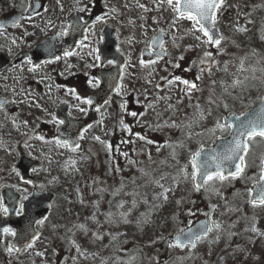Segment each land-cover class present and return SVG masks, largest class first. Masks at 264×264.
I'll return each mask as SVG.
<instances>
[{"label":"rangeland","instance_id":"1","mask_svg":"<svg viewBox=\"0 0 264 264\" xmlns=\"http://www.w3.org/2000/svg\"><path fill=\"white\" fill-rule=\"evenodd\" d=\"M94 2L46 0L49 8L79 11H87ZM96 7L103 19L88 33L76 59L89 65L98 62L97 33L105 24H114L121 49L128 47L129 75L124 86L142 92L148 108L144 120L154 122V131L158 124L165 127L166 134L161 141L130 145L125 165L111 154L95 156L89 140L75 151L54 142L43 144L38 137L41 127L36 126L45 118L46 107L31 103L36 96L26 99L24 93H16L24 102L16 100L13 113L0 111V183L14 185L27 198L31 188L13 164L20 152L43 156L45 164L35 174L44 179L43 188L55 198L33 247L9 252L10 244L3 243L0 264H264V206L249 204L264 140L250 141L247 168L239 178L211 181L202 191L195 189L191 179L192 155L227 131L218 129L217 122L223 124L227 113L249 107L264 91V72L260 71L264 68V0H225L217 13V27L224 37L219 50L193 29L191 21L179 19L167 0H100ZM158 30L171 35L165 47L168 57L142 65L139 50ZM205 52L212 56L206 57ZM242 58L249 71H238ZM174 72L180 73V80L171 76ZM16 74L18 89H28L29 95L39 93L30 85L36 71L28 77L21 68ZM11 78L13 74L7 77ZM237 78L245 80L244 84L231 87ZM183 80L197 87L189 89ZM153 108L155 113H151ZM46 145L49 152L42 155ZM122 167L123 179L119 177ZM156 180L170 189L166 201L154 198L163 191L152 183ZM133 191L139 193L135 208ZM121 202L123 208L118 207ZM122 212L127 215L122 217ZM203 216L220 228L195 248L169 247L174 233Z\"/></svg>","mask_w":264,"mask_h":264},{"label":"flooded vegetation","instance_id":"2","mask_svg":"<svg viewBox=\"0 0 264 264\" xmlns=\"http://www.w3.org/2000/svg\"><path fill=\"white\" fill-rule=\"evenodd\" d=\"M35 1L40 3L41 8L38 13L32 14V6ZM95 1L99 2L98 0ZM93 8L94 5H90L87 11H79L76 8L73 10L71 8L53 9L46 7V0H0V25H4V28H0V56L2 54L6 56V59L3 60L6 66L0 71V99H5L7 103L5 107L0 108V111L7 110L13 113V110H16L11 107L13 103L17 105L18 99L24 102V99L17 96L19 92L24 93L26 99L30 96H36V99L31 103H38L46 107H43L46 112L45 118L36 126L41 127L38 137L43 144L57 143V129L63 124L60 123V121H63L61 113H67L72 118H81L87 115L90 104L83 101L89 99L92 90L100 86L98 73L104 65L100 61H94V65H89L77 60L76 46L71 50L73 55L65 56L64 52L59 59L45 61L39 65H35L29 58H23L20 62H17L18 58L47 37L58 35L55 42L59 43L61 37L66 35L60 34L67 32L70 16L77 12L85 18L89 12L93 11ZM16 15H18V23H13L12 21ZM11 22L12 24H10ZM94 27L95 24L89 28L88 33ZM102 31L100 29L97 33L99 40L102 38ZM169 39L170 37L167 38V40ZM117 40L118 46L121 47L119 39ZM16 41L18 42L17 47ZM152 41L150 39L139 50V58L144 62L159 61L156 56L157 44H153ZM127 48H124L126 51L120 48L126 55V67L130 65ZM164 51L166 52L165 58L167 55L165 47ZM137 59L138 56L135 57L134 61H137ZM21 68L28 77L36 71L35 80H30V85L39 92L38 94L29 95L27 93L28 89L24 90L16 87L18 83L16 73L20 72ZM40 68H42V71L37 72ZM182 69L180 68V70ZM12 74L13 78L7 79ZM127 75H129L128 69L124 70L120 87L116 93L98 110L96 121L84 129L80 138L81 147L85 140H89L90 148L95 156L106 157V155L111 154L117 156L121 164L124 165L125 160L128 158L130 145L134 147V144H143V141L158 139L161 141L166 132L159 124L157 131L152 130L151 125L154 122L149 123L144 120L147 117L146 112H148L147 103L144 102L143 94L138 89L133 86H124ZM171 76L178 77L179 75L178 72H174ZM59 108H62V110L59 111ZM132 113H136V115L133 116ZM151 113H155L154 108ZM97 137L99 139H96ZM140 137H144V139ZM58 146L68 148V146H62L61 144H58ZM47 147L48 145H46V150L41 149L42 155L48 154ZM123 170L122 167L119 171H121L122 176H125ZM23 183L31 187V183ZM7 240H9L8 237L2 238L0 235V247L2 243H8Z\"/></svg>","mask_w":264,"mask_h":264},{"label":"snow or ice","instance_id":"3","mask_svg":"<svg viewBox=\"0 0 264 264\" xmlns=\"http://www.w3.org/2000/svg\"><path fill=\"white\" fill-rule=\"evenodd\" d=\"M167 4L172 8V10L177 14L179 19H187L188 21L192 22L193 29L201 32L205 37H207V43L216 47L219 50L221 42L224 40V37L218 33L216 30L217 25V13L218 11L224 6L225 0H167ZM84 9H80L83 11ZM98 21L103 19V17H97ZM18 23V22H17ZM3 25H0L2 28ZM70 28L73 27L72 25L69 26ZM238 31H246L244 28L238 29ZM67 32L61 33L60 35H65ZM199 38V37H198ZM153 44H159L160 48L163 50V40L160 37H154ZM82 44V42H81ZM166 54V52L164 53ZM65 56L73 55V52L66 50L64 53ZM159 57V53L157 54ZM206 57H211V52H205ZM100 57L97 56L96 59ZM59 59V57H57ZM182 59V57H181ZM203 62V61H202ZM111 63V61H110ZM155 63V61H148L147 64ZM141 64L144 65L145 62L141 61ZM228 67L225 65L224 71L227 72ZM239 72H246L249 69L245 68L244 66V59L240 60ZM254 73L256 71L255 68L251 69ZM260 71L264 72V68L260 69ZM255 78V77H253ZM177 80H180V77H176ZM197 79H200L198 76ZM248 77H245L247 80ZM245 80H241L239 78L234 79L231 87L235 88L244 84ZM184 85H186L189 89H194L197 87L196 84L191 83L188 80L181 81ZM172 83V81H169ZM74 91V90H72ZM79 99V97H77ZM264 100V98H262ZM84 103L91 104V99H87L83 101ZM2 106V104H0ZM227 107V105H225ZM133 116L136 113H132ZM242 117H245L242 119ZM233 123L222 124L217 122L216 127L218 129H228L232 132V139L229 141V146L223 153H217L210 157V160L213 164H209L207 161L200 162V157L202 155L203 149L195 152L192 155L191 164H192V173L191 179L194 182V187L196 190H199L201 187H204L209 184V182L214 180L224 181L228 178V176L232 177L233 179L241 176L244 172L246 163H245V155L249 150V142L255 140L257 137L264 140V104L253 114L248 113H241L240 116H234ZM63 123V121H60ZM123 123V122H121ZM125 127H127L125 125ZM144 139V137H140ZM96 139H99L98 137ZM58 144L62 146H68V141H57ZM148 143H153V141H148ZM79 145H75V147H71L72 151H75ZM109 147H111L109 145ZM225 163H233L234 164V171H230L228 176L224 174V164ZM214 167L215 170H212ZM147 175V173H145ZM187 175V174H186ZM163 179V177H161ZM199 181V182H197ZM134 183V182H133ZM152 183L157 184L163 191L159 194V196L154 197L156 199L162 198L163 200H167V192L170 189H164V185L159 183V180L152 181ZM130 195L134 197L132 202V207L135 208L137 206V200L135 199L139 193L133 191ZM249 196L251 197L250 203L253 206H264V159L261 161V175L259 177V181L257 182L255 195L253 196V190H249ZM144 203H147V200H143ZM179 203V202H178ZM118 207L123 208L124 204L121 202ZM4 212H7V209H2ZM127 213L122 212L121 216H126ZM143 215V214H142ZM37 223L42 224L43 220L37 221ZM80 229L87 232L88 230L83 225H78ZM220 225L216 222H209L203 224L201 228L193 232L191 229L185 231L184 229H179L177 234L175 235L172 242L169 243V247H177V248H195L197 243L205 239L209 233L213 232L214 229L218 230ZM253 232H256L257 229L253 227L251 229ZM5 232H10L12 235H15L11 229H4ZM100 238L99 236L97 237ZM35 241V237L31 243H28L25 247L31 248L33 247V243ZM79 250V247L77 246ZM19 251V249H15ZM9 252L13 251V246L8 248ZM41 254L42 253H38ZM134 259V257H133ZM130 264V262H129Z\"/></svg>","mask_w":264,"mask_h":264},{"label":"water","instance_id":"4","mask_svg":"<svg viewBox=\"0 0 264 264\" xmlns=\"http://www.w3.org/2000/svg\"><path fill=\"white\" fill-rule=\"evenodd\" d=\"M92 18L86 24H81L80 27L76 26V43L79 39L83 38V32L86 27L91 24ZM217 30V29H216ZM104 33V41L101 43V57L106 62L112 61L114 62V67L109 71H102L100 75V79L102 80V85L96 89L94 94L92 95V103L91 110L89 115L83 119L71 120L65 118L64 127L59 129V141H68L71 147H75L79 143V137L84 128L88 126L92 121L95 120V115L93 111H95L96 107H100L103 105L106 100H108L111 95L114 93L116 88L118 87V83L120 77L122 75V70L125 65V59L123 54L116 50V42L113 37L107 33ZM160 37V36H158ZM47 41L43 42L36 46L31 52L28 53L36 63L41 62L46 58H51L56 56L58 53L48 54ZM2 64V62H0ZM264 98V95L263 97ZM2 105H4V101H1ZM264 104V100H260L258 104L248 109L244 113L253 114L259 110V108ZM235 115H229L226 117L225 123H233ZM240 116V115H238ZM245 117H242L244 119ZM232 139V132L225 137H218L216 142L211 147H202L203 149L202 155L200 157V162L207 161L209 164H213L210 160V157L217 153H223L229 146V141ZM200 149V150H201ZM41 162L39 160H34L32 158H28L26 155L20 157L18 163L16 164V168H18L22 174L24 179H30V169L34 166H39ZM212 170H215L214 167ZM233 163H225L224 164V174L228 176L230 171H234ZM230 177V176H228ZM255 181L253 184V196L255 195V189L257 182ZM199 182V181H197ZM36 184L39 182L35 181ZM201 187L200 189H202ZM1 197L3 199V206L7 209L5 214H0V226L1 233L4 235V229H11L12 232L15 233L11 240L12 246L14 248H18L19 250L25 248L28 243L33 241V238L38 236L40 231L36 228L37 221L42 220L48 213V210L51 205L52 194L49 192H44L42 194H34L32 198L22 204V212L17 213L19 207V195L15 192L13 187L4 185L0 188ZM209 223L208 219L200 220L195 223L190 228L185 231L191 229L193 232L198 231L203 224ZM11 234V233H10ZM175 237V236H174ZM173 237V239H174Z\"/></svg>","mask_w":264,"mask_h":264}]
</instances>
